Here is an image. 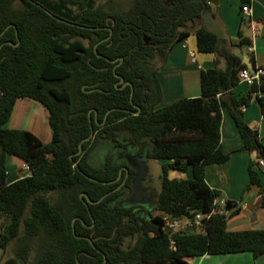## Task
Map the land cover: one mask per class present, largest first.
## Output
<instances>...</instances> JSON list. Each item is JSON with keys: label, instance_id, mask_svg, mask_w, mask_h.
Segmentation results:
<instances>
[{"label": "trees", "instance_id": "1", "mask_svg": "<svg viewBox=\"0 0 264 264\" xmlns=\"http://www.w3.org/2000/svg\"><path fill=\"white\" fill-rule=\"evenodd\" d=\"M207 9L206 0H132L126 10L96 0H0V249L11 248L1 264H188L205 255L264 253V229L227 231V218L238 210L228 217L215 212L219 192L205 182V168L229 158L220 143L223 108L235 124L239 150L264 161L259 134L241 111L251 94L264 111V78L247 96L231 95L246 66L218 49V37L202 25ZM193 28L197 51L214 54L216 67L200 72L199 97L156 109L162 99L158 68ZM18 99L45 109L48 144L27 130L4 127ZM99 147L108 151L96 167L90 156ZM117 152L169 161L161 164L150 213L127 206L133 174L119 176ZM8 155L28 167L11 184ZM256 168L249 163L244 192L256 187L264 211ZM188 169L189 179L168 178L170 170ZM233 205L226 202L224 210ZM196 214L209 215L205 233L165 232V218Z\"/></svg>", "mask_w": 264, "mask_h": 264}, {"label": "crops", "instance_id": "2", "mask_svg": "<svg viewBox=\"0 0 264 264\" xmlns=\"http://www.w3.org/2000/svg\"><path fill=\"white\" fill-rule=\"evenodd\" d=\"M207 2L208 0H206V4ZM243 5H248L250 9L248 15L242 13L241 8ZM202 25L216 34L220 41L219 50L227 49L230 53L240 57L241 62L243 57L247 56L249 61H253L255 67L264 68V0H213L208 5L206 22L203 19ZM195 28L190 29L188 36L173 45L166 62L158 68L157 78L162 90V99L156 105V109L182 98L199 97L200 72L216 67V56L214 54H203L197 51L196 38L193 33ZM245 38L249 39L250 42L240 45V40ZM248 48L252 50L249 51ZM217 59L218 67L224 68V60L220 57H217ZM249 88L244 83H238L232 89L231 95L236 99H240L249 94ZM250 97L248 106L241 108L243 120L249 127L258 132L260 141L264 145V114L256 96L251 94ZM221 115V151L229 154V158L224 164L207 166L204 174L206 184L211 189L219 192L215 200V212L223 213L228 217L230 212L238 210L237 215L227 218V231L264 229V211L260 208L261 197L258 195L257 188L251 186L244 192V188L248 184L247 168L250 162H255L257 159L256 153L239 150L241 141L226 108L221 110ZM5 128L27 130L43 144H48L51 141L46 111L41 104L30 99L16 100ZM119 155L121 160L116 159L119 164L126 162V158L130 160L141 159L131 153L121 154L117 152V158ZM145 158L142 157L145 167L144 176L147 179L149 174ZM157 162L161 165L169 161L158 160ZM25 165L24 162L14 156H6L5 166L8 184L21 178L26 173ZM131 168L129 166V169L133 170ZM170 171L171 173L168 175L170 179L191 178L189 169L185 172ZM259 175L264 188V173L260 170ZM142 184L144 183L142 182ZM150 189L155 195H158L151 186ZM228 201L234 203V205L231 210L225 211L224 207ZM143 211L146 213V208ZM154 216L164 217L163 214L157 212ZM186 232L196 233L197 231L186 229ZM10 256L11 253L8 249L6 251L0 249V264ZM188 264H264V253L257 258H254L249 252L205 255L188 260Z\"/></svg>", "mask_w": 264, "mask_h": 264}, {"label": "built area", "instance_id": "3", "mask_svg": "<svg viewBox=\"0 0 264 264\" xmlns=\"http://www.w3.org/2000/svg\"><path fill=\"white\" fill-rule=\"evenodd\" d=\"M242 13L248 15L250 9L248 5H243L241 8ZM251 51V48H248ZM192 56V54H190ZM261 78H264V68L255 67L254 69L244 68L238 72V82L244 83L247 86H252L253 84L260 81ZM264 114V111H263ZM256 167L264 173V161L262 159L255 160ZM25 170H28V167L25 165ZM209 218V215L206 214H196L193 219L189 220L187 218L182 220H170L165 218L164 220V230L168 235H172L178 231H186V229H192L197 231L196 233H205V222Z\"/></svg>", "mask_w": 264, "mask_h": 264}, {"label": "rangeland", "instance_id": "4", "mask_svg": "<svg viewBox=\"0 0 264 264\" xmlns=\"http://www.w3.org/2000/svg\"><path fill=\"white\" fill-rule=\"evenodd\" d=\"M132 0H96L97 5H105L106 7L111 6L118 10H126ZM7 123V122H6ZM5 127V126H4ZM108 151L107 147H99L92 151L90 156V163L93 166L101 167L103 163V158ZM145 158V156L142 155ZM141 158V157H138ZM117 160H121V156L119 155ZM145 164H148V176L147 181L150 184L151 188L155 193L159 192L160 189V176H161V165L156 160H148L145 158ZM132 171V170H131ZM171 171H168V175ZM152 216L156 215V212L151 214ZM8 251L11 253V248H8ZM9 254V253H8Z\"/></svg>", "mask_w": 264, "mask_h": 264}, {"label": "flooded vegetation", "instance_id": "5", "mask_svg": "<svg viewBox=\"0 0 264 264\" xmlns=\"http://www.w3.org/2000/svg\"><path fill=\"white\" fill-rule=\"evenodd\" d=\"M90 89L92 88L91 86H87ZM127 160H125L126 162H124L123 164H121V172H125L126 175H128L129 172V166L132 167V177L137 176V183L139 186V192L138 194H133L132 192V188H131V184H130V197L132 198V201L128 200L127 202V206H131L133 207L134 210H144L146 208H150L152 206V204L154 205L155 200H156V196L152 190L150 189L149 183L146 179V176H144V161L141 157V159H135V160H130L128 158H126ZM131 181V180H130ZM142 182L144 184H142ZM141 183V184H140ZM145 187V188H143ZM146 189V190H145ZM147 191V194H146Z\"/></svg>", "mask_w": 264, "mask_h": 264}, {"label": "water", "instance_id": "6", "mask_svg": "<svg viewBox=\"0 0 264 264\" xmlns=\"http://www.w3.org/2000/svg\"><path fill=\"white\" fill-rule=\"evenodd\" d=\"M212 1H213V0H208L206 6L208 7V5L212 3ZM203 19H204V22H206V15L203 16ZM120 61H122L121 58H120ZM242 63L246 66V68H248V69L251 68V64H250V61L248 60V57H247V56H244V57H243V59H242ZM119 82H120V83H123V79L120 78ZM126 84H127V83H126ZM137 111H138V110H137ZM138 112H139V111H138ZM92 136H93V131H92V129H91V131H90V135H89V137H87L86 140L91 139ZM80 153H81V143H80V145H79V149H78V151H77V153H76L75 155H79ZM70 158H71V157H70ZM120 175H121V170H120L119 176H120ZM136 177H137V176H134V177L131 179L130 184H131V188H132V192H133V194H136V195H137L138 192H139V190H138V189H139V186H138L137 178H136ZM82 195H83V194H82ZM84 196H85V195H84ZM129 200L132 201V198L130 197ZM153 207H154V205H152V207H150V208H147L145 215L148 214V213H150V211L153 209Z\"/></svg>", "mask_w": 264, "mask_h": 264}]
</instances>
